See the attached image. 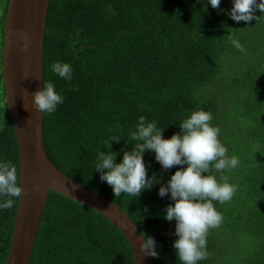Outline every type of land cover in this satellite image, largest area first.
I'll list each match as a JSON object with an SVG mask.
<instances>
[{
	"label": "trees",
	"instance_id": "obj_1",
	"mask_svg": "<svg viewBox=\"0 0 264 264\" xmlns=\"http://www.w3.org/2000/svg\"><path fill=\"white\" fill-rule=\"evenodd\" d=\"M264 0H257V3ZM11 0H0V162L11 161L20 177V146L4 81L6 21ZM233 0L218 9L209 0H50L44 40L43 82L54 84L63 103L44 113V146L63 174L106 198L140 232L156 241L154 264H181L174 242L175 221L164 219L174 205L159 189L181 167L165 170L155 153L143 161L150 189L139 197L101 181L97 154L111 151L122 163L131 152L139 118L155 121L162 138L182 134L179 124L193 111L211 113L212 126L234 169L227 177L236 192L229 202L213 201L223 216L207 236L208 257L198 264H264V13L237 23L228 15ZM231 37V39H229ZM238 41L245 49L238 50ZM72 68L71 79L51 70ZM118 141V142H117ZM110 143V149L108 145ZM123 150V151H122ZM9 197L0 195V204ZM0 208V264H7L19 209ZM29 264H137L123 232L95 210L50 191Z\"/></svg>",
	"mask_w": 264,
	"mask_h": 264
},
{
	"label": "clouds",
	"instance_id": "obj_2",
	"mask_svg": "<svg viewBox=\"0 0 264 264\" xmlns=\"http://www.w3.org/2000/svg\"><path fill=\"white\" fill-rule=\"evenodd\" d=\"M209 3L212 8L218 9L221 0H209ZM233 3L228 15L237 23L257 20L258 17L254 15L257 10L264 13V2L233 0ZM18 39L24 42L21 51L27 52L30 46L28 36L19 33ZM232 43L241 52L245 51L238 41L232 40ZM51 70L64 79L70 80L72 77V68L67 63L55 62ZM42 89L33 93V109L42 114H52L57 105L63 103V98L57 94L51 82H43ZM212 119L209 112L193 111L179 124L182 134H173L170 139H164V129L158 128L155 121L147 122L141 116L137 130L131 135V139L138 143L131 152L122 150V163L115 162L117 154L111 151L107 154L101 151L96 157L95 170L101 173V181L112 187L115 197L122 193L139 197L143 190L153 186L143 161L146 150L155 153L156 161L165 170L187 165L177 170L168 183L159 189L160 197L170 193L174 201V205L165 209L164 219L176 222L175 235L178 239L173 246L181 264H198V261L208 257L206 248L209 230L223 223V216L216 210L213 201L221 204L229 202L237 190L235 185L227 182V177H222L223 182H218L214 175H205L210 173V165H214L216 171H222L234 169L240 163L237 156L227 155V148L218 139L220 129L212 126ZM33 191L39 192L40 188L34 186ZM0 195L9 197L0 204L3 209L12 208L15 203L13 198L20 199L22 195L17 167L11 161L0 162ZM139 237L140 251L158 258L155 239L143 232Z\"/></svg>",
	"mask_w": 264,
	"mask_h": 264
},
{
	"label": "water",
	"instance_id": "obj_3",
	"mask_svg": "<svg viewBox=\"0 0 264 264\" xmlns=\"http://www.w3.org/2000/svg\"><path fill=\"white\" fill-rule=\"evenodd\" d=\"M50 0H11L6 21L4 81L11 115L20 146L22 195L7 264H29L50 191L102 214L123 232L137 264H154L140 251V230L132 220L106 198L86 189L63 174L49 160L43 134L44 114L33 109V93L43 83L44 40ZM29 38L27 52L18 34ZM34 186L40 188L34 192Z\"/></svg>",
	"mask_w": 264,
	"mask_h": 264
}]
</instances>
